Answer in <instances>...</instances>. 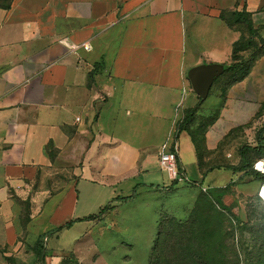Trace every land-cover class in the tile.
Listing matches in <instances>:
<instances>
[{
	"label": "crops",
	"instance_id": "1",
	"mask_svg": "<svg viewBox=\"0 0 264 264\" xmlns=\"http://www.w3.org/2000/svg\"><path fill=\"white\" fill-rule=\"evenodd\" d=\"M223 12L264 36V0H0V264H95L106 213L56 229L170 186L166 143L199 167L175 135L189 70L231 64L246 34Z\"/></svg>",
	"mask_w": 264,
	"mask_h": 264
},
{
	"label": "rangeland",
	"instance_id": "2",
	"mask_svg": "<svg viewBox=\"0 0 264 264\" xmlns=\"http://www.w3.org/2000/svg\"><path fill=\"white\" fill-rule=\"evenodd\" d=\"M254 39V45L243 52L244 64L217 77L207 99L195 92L183 98L185 104L192 96L195 99L184 107L178 125L198 146L201 172L220 168L203 180L196 153L182 140L187 175L178 169L177 184L149 190L117 210H107L92 236L97 247L95 264H149L159 228L172 219L190 226L196 222L206 240L198 247L205 256L210 253L206 243L214 231L224 229L222 236L233 243L232 255H238L239 264H264V181L226 168L239 165L240 147L255 145L259 132L264 133V36L259 31ZM195 106L196 112L185 120L186 112ZM259 159L252 155L253 171H258ZM166 173L162 174L165 179ZM183 255L182 243L170 239L160 248L159 264H179ZM84 260L91 264L88 258Z\"/></svg>",
	"mask_w": 264,
	"mask_h": 264
},
{
	"label": "trees",
	"instance_id": "3",
	"mask_svg": "<svg viewBox=\"0 0 264 264\" xmlns=\"http://www.w3.org/2000/svg\"><path fill=\"white\" fill-rule=\"evenodd\" d=\"M222 17L226 19L228 24L234 25L235 23H242L246 28V34L242 35V37L236 41L233 45L232 50V63L229 65H225V71L223 74L228 72H234L244 64L243 62V52L249 50L254 45V38L259 35L260 27H256L251 20V18L247 15L246 12H223ZM233 18V20H232ZM94 72L90 73V79H93ZM198 106L193 107L192 109L186 112L184 117L185 120L189 119L197 110ZM185 129L178 125L177 132L175 135V140L179 138L181 132ZM190 135V134H189ZM191 136V135H190ZM192 137V136H191ZM193 142L195 143L197 152H198V164L201 170V161L200 154L198 151V146L192 137ZM50 155L52 157L55 156V148L53 145H49L48 147ZM239 154L241 157V161L239 165H227L226 168L237 171V172H245L246 174L257 176L262 182L264 181V173L253 171V166L251 162V157L255 154L258 158L264 157V133L259 132L257 137V142L255 145H243L239 149ZM216 168H220L218 166H212L210 169L204 171L202 173L203 180L207 177L208 172L213 171ZM178 169L181 171L180 162L178 158ZM252 170V171H251ZM203 182V181H202ZM178 179L173 180V184H177ZM132 196L121 197L119 200H129ZM113 208L112 205H106L100 209L97 214L90 215L85 218H80L76 220H71L64 225L57 228V231H61L64 228H68L75 221H82L86 219H93L99 217L106 213L107 210ZM199 230L196 227V222H192V226H190L189 222H179L175 219L169 221L168 225H162L159 228V234L155 240L154 247L152 249V254L150 258L149 264H159L161 261L160 256V248L170 239H174L180 241L182 243V249H184V255L179 260V264H239L238 255L236 257L232 255V252L235 250V247L231 240L226 237H223L224 229H218L214 231V235L207 241L206 246L210 249L211 255H206L200 249H198L199 245L203 243V237L197 231ZM219 234V235H217ZM184 245L185 248H184ZM43 246V245H42ZM225 249V251H221V249ZM221 252L222 254H220ZM63 264H80V262L74 256L66 257L63 261Z\"/></svg>",
	"mask_w": 264,
	"mask_h": 264
},
{
	"label": "water",
	"instance_id": "4",
	"mask_svg": "<svg viewBox=\"0 0 264 264\" xmlns=\"http://www.w3.org/2000/svg\"><path fill=\"white\" fill-rule=\"evenodd\" d=\"M225 71L220 63L202 64L189 70L188 76L195 93L201 99H207L217 77Z\"/></svg>",
	"mask_w": 264,
	"mask_h": 264
},
{
	"label": "built area",
	"instance_id": "5",
	"mask_svg": "<svg viewBox=\"0 0 264 264\" xmlns=\"http://www.w3.org/2000/svg\"><path fill=\"white\" fill-rule=\"evenodd\" d=\"M84 47L85 49L89 50L91 49V44L89 42H84L81 45H72L73 49H77L79 47ZM178 152H179V147L177 142H173L171 144L166 143L162 147V152L160 153V165L162 169L166 170L171 177L176 178L178 175ZM255 169L258 170L261 173H264V157L259 159L255 163ZM264 185L262 186L261 194L262 197L264 198Z\"/></svg>",
	"mask_w": 264,
	"mask_h": 264
},
{
	"label": "bare ground",
	"instance_id": "6",
	"mask_svg": "<svg viewBox=\"0 0 264 264\" xmlns=\"http://www.w3.org/2000/svg\"><path fill=\"white\" fill-rule=\"evenodd\" d=\"M263 194H264V191H263Z\"/></svg>",
	"mask_w": 264,
	"mask_h": 264
}]
</instances>
